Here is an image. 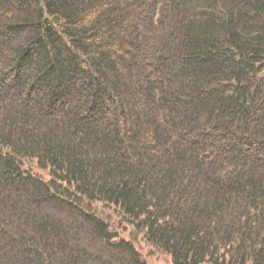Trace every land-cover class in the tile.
<instances>
[{"label":"trees","instance_id":"obj_1","mask_svg":"<svg viewBox=\"0 0 264 264\" xmlns=\"http://www.w3.org/2000/svg\"><path fill=\"white\" fill-rule=\"evenodd\" d=\"M96 204L264 264V0H0V264H148Z\"/></svg>","mask_w":264,"mask_h":264},{"label":"rangeland","instance_id":"obj_2","mask_svg":"<svg viewBox=\"0 0 264 264\" xmlns=\"http://www.w3.org/2000/svg\"><path fill=\"white\" fill-rule=\"evenodd\" d=\"M38 171L44 173L43 171ZM96 208L99 211H102L103 215L105 217H108L110 221L114 223L115 226H117L116 230L122 237L134 239L135 244L146 257L148 264H172L170 256L155 250L152 246L146 243L145 240H141L142 237H133L132 228L130 226H127V223L121 222L118 219V216L112 210H102L103 207L99 204H96Z\"/></svg>","mask_w":264,"mask_h":264}]
</instances>
